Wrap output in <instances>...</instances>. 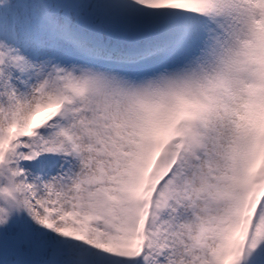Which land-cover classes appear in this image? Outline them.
Wrapping results in <instances>:
<instances>
[{
	"label": "snow or ice",
	"instance_id": "obj_1",
	"mask_svg": "<svg viewBox=\"0 0 264 264\" xmlns=\"http://www.w3.org/2000/svg\"><path fill=\"white\" fill-rule=\"evenodd\" d=\"M0 264H264V0H0Z\"/></svg>",
	"mask_w": 264,
	"mask_h": 264
}]
</instances>
